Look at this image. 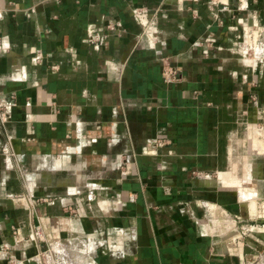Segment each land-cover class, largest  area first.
Masks as SVG:
<instances>
[{
    "label": "crops",
    "instance_id": "crops-1",
    "mask_svg": "<svg viewBox=\"0 0 264 264\" xmlns=\"http://www.w3.org/2000/svg\"><path fill=\"white\" fill-rule=\"evenodd\" d=\"M1 113L0 264H264V0H0Z\"/></svg>",
    "mask_w": 264,
    "mask_h": 264
},
{
    "label": "rangeland",
    "instance_id": "rangeland-1",
    "mask_svg": "<svg viewBox=\"0 0 264 264\" xmlns=\"http://www.w3.org/2000/svg\"><path fill=\"white\" fill-rule=\"evenodd\" d=\"M260 127H264V121L260 123ZM261 133H264V130L261 131ZM263 148H264V142H263ZM261 158H262L261 165H255V166H256V170L258 173L262 170V174L260 175L253 174V177H252L250 173L247 172L246 176H249L252 178H249L247 180L240 181V182L236 181L237 183L233 184L232 188L223 186V188H229L235 192L238 198V201L240 202L241 205H242V202L244 201L250 204H255V203L256 205L259 204V206L264 205V151L262 152ZM249 216L251 215L249 214ZM225 222L229 230H232V229L235 230L234 227L236 226L234 225L233 220L227 219V221ZM256 224H260V225L264 224V218H259L258 215H254V217L252 216L250 218H241V222L238 224L240 226V230H239V233L236 234L238 238L235 241L239 240V237H240V240L245 239L246 241H247V238H249V236L254 235V237H256L257 235L254 232H252L253 229H258L257 231L259 232L264 231L263 226L255 227L254 225ZM262 242H263V245L260 247L261 248L260 255H264V240Z\"/></svg>",
    "mask_w": 264,
    "mask_h": 264
},
{
    "label": "built area",
    "instance_id": "built-area-1",
    "mask_svg": "<svg viewBox=\"0 0 264 264\" xmlns=\"http://www.w3.org/2000/svg\"><path fill=\"white\" fill-rule=\"evenodd\" d=\"M133 16L136 18L138 23L141 25L144 35L151 36V34H152L151 28L153 27L152 26V18L149 17L148 13L144 9H135L133 12ZM107 28L108 29H114V23L113 24L109 23ZM175 74H176V71L174 69H172L170 66L166 65L165 67H163V75L167 81L174 80ZM0 118L2 120L5 119V116L3 113L0 114ZM35 233H36V235H40L39 229L36 230Z\"/></svg>",
    "mask_w": 264,
    "mask_h": 264
},
{
    "label": "bare ground",
    "instance_id": "bare-ground-1",
    "mask_svg": "<svg viewBox=\"0 0 264 264\" xmlns=\"http://www.w3.org/2000/svg\"><path fill=\"white\" fill-rule=\"evenodd\" d=\"M257 32L258 31L255 32L252 28H250V29L249 28H245L246 37L249 40L253 41V43H255L254 40L256 41V39L258 38V33ZM252 49H253V47H252ZM248 54L249 53H247V55ZM251 54H254V53L251 52ZM251 54H249V56H251ZM242 206L246 209L248 215L249 214L251 215V217L252 216L254 217V215H258L260 218H264L263 217V215H264V205L263 206L262 205L258 206V205H256V203L255 204H250V203H247L246 201H244V202H242Z\"/></svg>",
    "mask_w": 264,
    "mask_h": 264
}]
</instances>
